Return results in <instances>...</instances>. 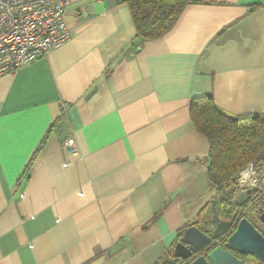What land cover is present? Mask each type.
Listing matches in <instances>:
<instances>
[{
	"label": "crops",
	"instance_id": "1",
	"mask_svg": "<svg viewBox=\"0 0 264 264\" xmlns=\"http://www.w3.org/2000/svg\"><path fill=\"white\" fill-rule=\"evenodd\" d=\"M193 1L141 39L126 0H68L69 39L0 76V264H156L197 221L189 103L264 115V0Z\"/></svg>",
	"mask_w": 264,
	"mask_h": 264
},
{
	"label": "trees",
	"instance_id": "2",
	"mask_svg": "<svg viewBox=\"0 0 264 264\" xmlns=\"http://www.w3.org/2000/svg\"><path fill=\"white\" fill-rule=\"evenodd\" d=\"M192 2L196 1L126 0L136 35L141 39L163 36L175 25L185 5ZM189 116L193 127L206 137L209 144L206 178L209 191L217 192L214 197L217 199L216 210L221 218L229 219L237 206L233 177L249 162H264V115L227 113L214 104L211 96L205 95L190 100ZM229 184L234 188L225 192ZM210 216L209 206H205L194 224L200 230L208 231ZM178 262L173 248H170L156 264Z\"/></svg>",
	"mask_w": 264,
	"mask_h": 264
},
{
	"label": "built area",
	"instance_id": "3",
	"mask_svg": "<svg viewBox=\"0 0 264 264\" xmlns=\"http://www.w3.org/2000/svg\"><path fill=\"white\" fill-rule=\"evenodd\" d=\"M68 0H0V76L14 74L23 65L44 56L69 39L64 22ZM62 148L76 151L75 140L67 138ZM236 190L264 194V162H250L234 177ZM244 264H255L246 261Z\"/></svg>",
	"mask_w": 264,
	"mask_h": 264
},
{
	"label": "water",
	"instance_id": "4",
	"mask_svg": "<svg viewBox=\"0 0 264 264\" xmlns=\"http://www.w3.org/2000/svg\"><path fill=\"white\" fill-rule=\"evenodd\" d=\"M238 195L257 200L256 217L264 230V194L254 199L251 189L244 194L238 192L234 198L236 204L245 201L240 202ZM216 203L217 199L213 198L209 205L211 228L202 231L195 224L185 227L173 247L174 257L181 264H244L246 260L241 257L244 255L264 264V234L261 230L249 218L241 216L242 211L238 209L229 219L221 218Z\"/></svg>",
	"mask_w": 264,
	"mask_h": 264
},
{
	"label": "rangeland",
	"instance_id": "5",
	"mask_svg": "<svg viewBox=\"0 0 264 264\" xmlns=\"http://www.w3.org/2000/svg\"><path fill=\"white\" fill-rule=\"evenodd\" d=\"M250 163V162H249ZM249 163H247V165L249 164ZM257 163H259V162H257ZM246 165V166H247ZM245 166V167H246ZM244 167V168H245ZM244 168H242L241 170H243ZM240 170V171H241ZM234 188V185L233 184H229L227 187H226V189H225V192H229L231 189H233ZM212 197H210V200L211 199H213L216 195H217V192L215 191V190H213L212 191ZM210 205V201L209 202H207V204H206V206H207V208H208V206ZM252 207L253 206H249L245 211H244V213H243V216H245V217H247V218H249L257 227H259V228H261L262 229V227H261V225H260V223L257 221V217H256V214H257V211L255 210V211H252ZM257 207H258V205H257Z\"/></svg>",
	"mask_w": 264,
	"mask_h": 264
},
{
	"label": "flooded vegetation",
	"instance_id": "6",
	"mask_svg": "<svg viewBox=\"0 0 264 264\" xmlns=\"http://www.w3.org/2000/svg\"><path fill=\"white\" fill-rule=\"evenodd\" d=\"M256 194V192H252V196H254ZM239 200H240V202L241 201H244V203H242V204H237V206H236V209H238V210H241L242 212H241V214H243L244 213V211L249 207V206H253L252 207V211H257L258 212V207H257V205H259V204H257L255 201H257V200H253V201H251L250 199H245V197H243V196H241L240 198H238ZM254 199H256V198H254ZM235 209V210H236ZM257 215V214H256ZM259 230H261V232L264 234V230H262L261 228H259V227H257ZM241 256H244V255H241ZM252 263H255V264H257L256 263V261L255 262H253L252 261Z\"/></svg>",
	"mask_w": 264,
	"mask_h": 264
}]
</instances>
